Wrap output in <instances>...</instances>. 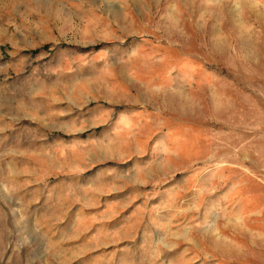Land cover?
<instances>
[{
	"label": "rangeland",
	"instance_id": "374dc122",
	"mask_svg": "<svg viewBox=\"0 0 264 264\" xmlns=\"http://www.w3.org/2000/svg\"><path fill=\"white\" fill-rule=\"evenodd\" d=\"M0 264H264V0H0Z\"/></svg>",
	"mask_w": 264,
	"mask_h": 264
}]
</instances>
